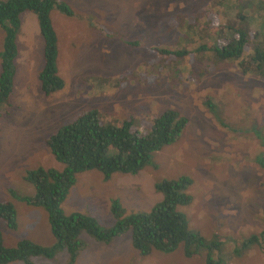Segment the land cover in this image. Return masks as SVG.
Masks as SVG:
<instances>
[{"label": "rangeland", "instance_id": "obj_1", "mask_svg": "<svg viewBox=\"0 0 264 264\" xmlns=\"http://www.w3.org/2000/svg\"><path fill=\"white\" fill-rule=\"evenodd\" d=\"M64 1L72 15L49 12L63 80L49 95L40 92L36 79L42 62L37 22L28 11L19 15L13 92L0 113V201L12 203L17 225L10 230L0 221L3 245L13 247L20 239L43 246L54 242L44 209L23 201L33 187L22 175L36 166L60 168L43 143L58 125L96 108L112 121L136 113V126L147 131L158 112L171 108L187 122L174 141L152 154L150 165L135 174L112 173L106 181L95 169L77 173L62 209L92 215L110 227V199L126 211L146 210L160 196L152 182L187 175L192 200L180 209L189 227L206 239L219 236L226 264H264L263 240L239 255L232 251L250 234L264 232V172L255 162L264 147L241 130L255 125L264 136V68L261 76L240 74L234 60L197 49L219 46L224 32L242 30L247 58L255 45L264 50V0ZM1 39L0 31V45ZM129 39L136 46L126 45ZM175 51L184 53L170 54ZM208 98L215 114L204 106ZM80 237L84 247L74 264H205L203 252L188 258L181 245L141 255L130 245L129 230L106 243ZM30 260L66 264V255Z\"/></svg>", "mask_w": 264, "mask_h": 264}, {"label": "trees", "instance_id": "obj_2", "mask_svg": "<svg viewBox=\"0 0 264 264\" xmlns=\"http://www.w3.org/2000/svg\"><path fill=\"white\" fill-rule=\"evenodd\" d=\"M52 9L65 16L72 15L71 8L64 0H0V113L10 106L7 100L13 92L16 56L14 39L19 29V15L23 11L34 15L42 41V62L36 73L40 92L49 95L62 88L63 80L56 67V34L49 16ZM255 32V36H259L258 29ZM245 35L242 30H236L231 36L224 32L221 45H214L212 48L199 46L197 49H210L215 58L234 60L240 74L261 76L264 50L255 45L252 55L247 58L243 53ZM125 44L134 47L136 40H126ZM160 53L168 52L160 49ZM183 53L184 51L170 52L175 56ZM209 100L211 99L208 98L204 106L215 114L214 105ZM216 118L221 125L227 126L217 116ZM186 122L185 116L167 108L158 112L149 123L148 130L143 131L136 126V113L112 121L105 119L96 108H88L58 125L44 138L43 143L60 164V168L36 166L22 175L23 180L33 187V194L23 201L44 209L54 242L43 246L20 239L15 246L6 247L2 243L0 232V264L15 261L32 264L31 257L51 259L60 251L66 255V264H74L79 251L84 247L81 234H86L95 241L108 242L126 230L130 231L131 247L141 255H147L151 251L168 253L181 245L185 257H196L203 252L205 264H226L225 254H219L222 245L220 237L214 235L206 239L201 236L196 229L189 227L187 217L180 209L192 200L188 192L191 179L187 175L160 178L152 182L153 190L160 196L146 210L126 211L117 199H110L108 211L113 218L110 227L101 226L92 215L77 211L65 213L61 206L77 173L95 169L100 172L104 181L115 172L135 174L151 164V156L155 151L178 137ZM241 130L243 134L250 133L246 138H254L264 147V136L259 127L242 126ZM255 162L264 172V148L256 154ZM14 213L10 201H0V221L10 230L17 225ZM259 240L264 241V232L263 235L250 234L232 251L239 255ZM214 253L218 254L215 258Z\"/></svg>", "mask_w": 264, "mask_h": 264}, {"label": "clouds", "instance_id": "obj_3", "mask_svg": "<svg viewBox=\"0 0 264 264\" xmlns=\"http://www.w3.org/2000/svg\"><path fill=\"white\" fill-rule=\"evenodd\" d=\"M117 236H118V235H117ZM115 237H116V236H115ZM113 238H114V237H113ZM109 241H110V240H109ZM109 241H108V242H109ZM102 243H106V242H102ZM75 261H76V260H75Z\"/></svg>", "mask_w": 264, "mask_h": 264}]
</instances>
